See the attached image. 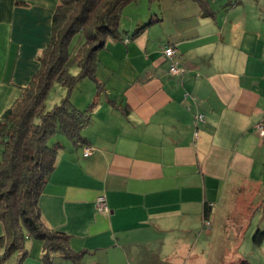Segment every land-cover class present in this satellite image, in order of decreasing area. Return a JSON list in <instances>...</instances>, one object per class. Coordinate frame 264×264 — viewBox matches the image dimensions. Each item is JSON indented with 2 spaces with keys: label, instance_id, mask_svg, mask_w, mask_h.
Returning <instances> with one entry per match:
<instances>
[{
  "label": "crops",
  "instance_id": "1",
  "mask_svg": "<svg viewBox=\"0 0 264 264\" xmlns=\"http://www.w3.org/2000/svg\"><path fill=\"white\" fill-rule=\"evenodd\" d=\"M208 1V15L194 0H159L147 16L127 17L120 30L130 38L154 23L129 43L108 40L97 69L103 89L84 80L72 95L81 110L97 102L84 131L94 153L84 158L57 138L63 149L39 206L44 224L84 253L82 264L229 255L227 264H250L239 248L249 230L252 240L264 232V137L254 129L264 120V0ZM58 4L0 0V120L40 68ZM168 46L183 76L170 74ZM100 195L109 213L99 212ZM253 247L264 256V241ZM27 253L22 264H44L42 241L27 239Z\"/></svg>",
  "mask_w": 264,
  "mask_h": 264
},
{
  "label": "trees",
  "instance_id": "2",
  "mask_svg": "<svg viewBox=\"0 0 264 264\" xmlns=\"http://www.w3.org/2000/svg\"><path fill=\"white\" fill-rule=\"evenodd\" d=\"M137 1L59 0L50 42L38 58L40 68L0 120V223L5 232L0 237V264H6L15 254H21L17 264H22L28 255L29 238L44 243V264H54L56 257L82 264L84 253L72 250L70 237L44 224L39 200L63 149L59 139L52 144L53 139L64 137L80 148L88 145L84 131L97 102L81 110L73 103L72 95L84 80L103 89L97 77L99 52L108 40L129 43L154 23L139 27L131 38L120 30L124 9ZM194 1L202 15H208L209 1ZM77 36L80 39L71 49ZM57 84L65 88L67 95L47 110V99ZM263 241L264 232L259 230L253 244L257 248Z\"/></svg>",
  "mask_w": 264,
  "mask_h": 264
},
{
  "label": "rangeland",
  "instance_id": "3",
  "mask_svg": "<svg viewBox=\"0 0 264 264\" xmlns=\"http://www.w3.org/2000/svg\"><path fill=\"white\" fill-rule=\"evenodd\" d=\"M158 2H151L150 0H138L136 3H133L129 6H127L122 14V21H121V25L122 22L126 23L127 25L129 24V19L127 17H130L132 19H137V18H141V17H145L144 15H148L149 14V7L151 5H157ZM121 27V26H120ZM134 33V31H133ZM80 37L77 36L73 42H72V48L76 45V43L79 41ZM77 69L74 68L73 72L75 73ZM82 84V83H80ZM67 95V91L65 90V88H63L61 85L57 84L53 87V89L51 90L49 97L47 99V110H51L52 108H54L56 105H59L62 101V99ZM61 138L62 140H66L64 137H58ZM58 141V139H53L52 144L56 143ZM1 143H0V147H1ZM3 147V146H2ZM1 163V161H0ZM248 234L246 235V240L244 243H242L239 248L240 252L244 255L246 254L247 257L249 259L250 264H264V256H261V253H259V251L257 249H255L253 247V240L251 238V233L252 230H249V232H247ZM254 234V233H253ZM221 249H223V251L226 253L227 251H231V244L229 243L228 245H221ZM230 256V255H229ZM227 256V257H229ZM20 254H15V256H13V258L10 259L9 262H7L6 264H16L17 263V259H19ZM227 257L225 259L221 258V260H217V262L213 261L210 262L208 264H227L225 261H227ZM217 258H215L214 260H216ZM223 259V260H222ZM191 264H205L204 262H201L198 258L194 259V261H192ZM237 264V263H235Z\"/></svg>",
  "mask_w": 264,
  "mask_h": 264
},
{
  "label": "built area",
  "instance_id": "4",
  "mask_svg": "<svg viewBox=\"0 0 264 264\" xmlns=\"http://www.w3.org/2000/svg\"><path fill=\"white\" fill-rule=\"evenodd\" d=\"M129 42V41H127ZM164 56L170 63V69L169 72L173 76H183L187 73V69L183 66V64L179 60V52L177 48L168 46L164 49ZM195 120L197 124L204 123V116L202 114H197L195 116ZM256 132L261 136L264 137V120L257 123L254 127ZM196 136H198V133H196ZM94 153V148L90 145L83 146L82 148V155L84 158H88L92 156ZM97 207L99 212L102 213H109V208L107 205V200L104 195H100L97 199ZM204 227L210 228L211 227V221L209 219L204 220Z\"/></svg>",
  "mask_w": 264,
  "mask_h": 264
}]
</instances>
